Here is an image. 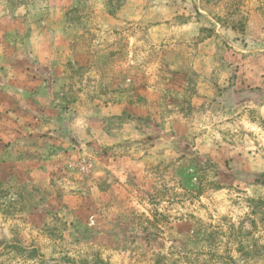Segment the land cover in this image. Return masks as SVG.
Masks as SVG:
<instances>
[{
    "label": "rangeland",
    "instance_id": "obj_1",
    "mask_svg": "<svg viewBox=\"0 0 264 264\" xmlns=\"http://www.w3.org/2000/svg\"><path fill=\"white\" fill-rule=\"evenodd\" d=\"M4 135L0 264H264V0H0Z\"/></svg>",
    "mask_w": 264,
    "mask_h": 264
},
{
    "label": "crops",
    "instance_id": "obj_2",
    "mask_svg": "<svg viewBox=\"0 0 264 264\" xmlns=\"http://www.w3.org/2000/svg\"><path fill=\"white\" fill-rule=\"evenodd\" d=\"M62 117H64V115H62ZM37 122L39 123L40 122V118L37 120ZM0 137H3L4 139H6L7 141H9L11 139V137L7 136V135H4V136H0ZM20 137H23V136H20ZM28 141V139H23V140H20V147L23 146L24 144H26ZM18 142V141H17ZM25 146V145H24Z\"/></svg>",
    "mask_w": 264,
    "mask_h": 264
}]
</instances>
